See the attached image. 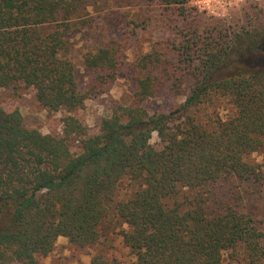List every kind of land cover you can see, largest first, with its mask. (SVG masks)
I'll use <instances>...</instances> for the list:
<instances>
[{"label": "trees", "instance_id": "trees-1", "mask_svg": "<svg viewBox=\"0 0 264 264\" xmlns=\"http://www.w3.org/2000/svg\"><path fill=\"white\" fill-rule=\"evenodd\" d=\"M156 1L185 25L170 26L173 36L135 59L129 102H113L95 135L72 116L61 119V136L42 135L24 128L18 110L0 107V264H36L58 237L95 246L124 178L137 185L115 204L133 258L127 264H226L224 253L264 264L260 221L218 191L226 184L239 201L240 188L263 179L246 158L264 150V23L253 16L238 27H200L188 0ZM83 7L84 0H0V89L31 88L48 112L102 95L125 43L111 38L82 54L88 81L79 87L67 37L80 31ZM133 24L125 21L124 31L130 25L134 34ZM157 96L183 100L169 113L148 112L144 102ZM204 108L211 112L201 121L194 113ZM92 264L120 263L97 256Z\"/></svg>", "mask_w": 264, "mask_h": 264}, {"label": "rangeland", "instance_id": "rangeland-1", "mask_svg": "<svg viewBox=\"0 0 264 264\" xmlns=\"http://www.w3.org/2000/svg\"><path fill=\"white\" fill-rule=\"evenodd\" d=\"M195 4L201 7L198 8ZM206 4L209 8L203 10ZM84 6L80 13L85 15L80 31L67 37V50L74 65L75 80L79 87H84L88 81L80 64L82 54L93 50L98 44L121 36L120 41L125 43L124 52L114 82L102 95L86 99L80 108L68 113L64 110L48 112L41 108L36 103L31 88L20 85L14 89H0V107L6 112L18 110L26 129L59 137L62 135L61 119L72 116L86 128L87 135H95L98 122L109 116L113 102L123 105L129 102L138 78L132 68L135 59L151 51L156 42L173 36L175 29L171 30L170 26L181 28L185 25L174 13L172 19H168L169 11H165L156 0H84ZM187 7L197 14L196 24L200 27L222 24L238 27L247 17L253 16L258 22L264 23V0H188ZM125 21L134 23V34H129L130 25L129 31H124ZM182 100V97L157 96L146 100L143 105L148 112L166 114ZM215 109L221 118L227 112L223 105ZM210 112V108H204L194 114L197 119L205 121ZM149 143L153 147L157 145L155 134L151 135ZM71 150L74 151L72 148ZM246 160L259 166L263 174L262 182L259 185L240 188L237 196H241L239 201L231 200L226 184H222L218 191L222 192V198L229 202V205L237 202L240 211L253 213L260 221L264 234V150L247 156ZM136 188V183L126 178L119 182L109 204L107 217L97 227L99 239L95 246L77 248L69 244L66 238L58 237L53 250L47 256L36 257V264H92L93 258L97 256L106 261L115 259L120 264L132 261L129 250L122 244L120 234L121 230H126V226L117 218L115 204L127 198ZM183 192L194 194L185 189ZM223 261L226 264H244L241 258L237 261L230 260L227 253L223 254Z\"/></svg>", "mask_w": 264, "mask_h": 264}, {"label": "built area", "instance_id": "built-area-1", "mask_svg": "<svg viewBox=\"0 0 264 264\" xmlns=\"http://www.w3.org/2000/svg\"><path fill=\"white\" fill-rule=\"evenodd\" d=\"M198 8L201 6H198V4H195ZM209 6L206 4L204 8H202L203 10H208Z\"/></svg>", "mask_w": 264, "mask_h": 264}]
</instances>
